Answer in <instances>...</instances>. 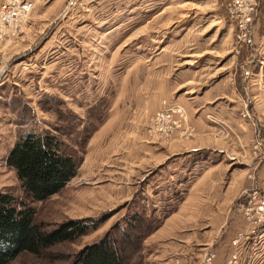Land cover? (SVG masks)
I'll list each match as a JSON object with an SVG mask.
<instances>
[{
  "label": "rangeland",
  "instance_id": "rangeland-1",
  "mask_svg": "<svg viewBox=\"0 0 264 264\" xmlns=\"http://www.w3.org/2000/svg\"><path fill=\"white\" fill-rule=\"evenodd\" d=\"M30 1L17 31L0 34V191L22 198L5 163L21 124L61 128L76 175L30 205L49 229L89 228L11 264H60L125 233L139 244L129 264H215L206 243L218 245L228 210L243 216L233 201L246 205L264 161L263 31L257 44L251 28L238 39L229 0ZM173 105L185 120L156 132L152 116Z\"/></svg>",
  "mask_w": 264,
  "mask_h": 264
},
{
  "label": "trees",
  "instance_id": "trees-1",
  "mask_svg": "<svg viewBox=\"0 0 264 264\" xmlns=\"http://www.w3.org/2000/svg\"><path fill=\"white\" fill-rule=\"evenodd\" d=\"M54 129L37 131L23 122L6 155V166L14 170L22 198L17 200L0 191V264H11L23 252L43 256L55 244L73 242L89 228L88 220H67L50 229L35 222V210L30 204L59 193L75 177L78 168L77 159L61 138L63 130ZM130 219L132 224L142 222L139 218ZM132 236L125 233L118 242L110 235L104 236L60 264H129L126 248L136 251L139 247Z\"/></svg>",
  "mask_w": 264,
  "mask_h": 264
},
{
  "label": "built area",
  "instance_id": "built-area-1",
  "mask_svg": "<svg viewBox=\"0 0 264 264\" xmlns=\"http://www.w3.org/2000/svg\"><path fill=\"white\" fill-rule=\"evenodd\" d=\"M258 0H229L227 16L236 30L238 39L247 40L250 26L259 11ZM32 3L30 0H2L0 3V34H13L27 17ZM185 120L184 110L177 105L156 112L151 118V127L158 133L170 132L179 122ZM245 221L253 227L264 226V195L254 189L246 205L240 206ZM238 238L235 242H239ZM207 256V255H206ZM211 257L203 258V264H209ZM241 259L234 253L227 264H240Z\"/></svg>",
  "mask_w": 264,
  "mask_h": 264
},
{
  "label": "crops",
  "instance_id": "crops-1",
  "mask_svg": "<svg viewBox=\"0 0 264 264\" xmlns=\"http://www.w3.org/2000/svg\"><path fill=\"white\" fill-rule=\"evenodd\" d=\"M261 30L264 35V5L260 7L251 27V41L255 40V44H257L256 40L258 36H260L258 33ZM258 67L261 68L260 65H258ZM258 170L257 178L253 180V178L249 176L244 184L247 190L256 188L264 194V161L262 164H259ZM239 198L240 200H238ZM243 199L244 197L241 193V195H238V197L234 199L232 208L235 210V204L236 206H241V203L245 201ZM221 228L216 236L220 240L219 243H217L218 245L212 246L210 242L206 243L207 249L214 248L215 250H212L215 264H226L227 258L230 255L229 252L233 251L238 252L243 264H264V226L253 227L245 221L240 212L231 211L230 209L226 214L225 221L222 223ZM237 238L240 239L239 242L235 244L234 242Z\"/></svg>",
  "mask_w": 264,
  "mask_h": 264
}]
</instances>
